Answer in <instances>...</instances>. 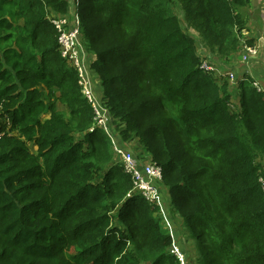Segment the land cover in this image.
Segmentation results:
<instances>
[{"label": "trees", "instance_id": "1", "mask_svg": "<svg viewBox=\"0 0 264 264\" xmlns=\"http://www.w3.org/2000/svg\"><path fill=\"white\" fill-rule=\"evenodd\" d=\"M247 6H75L112 136L136 139L161 166L169 218L179 216L197 264H264V93L246 73L232 83L201 69L252 46ZM70 14L68 0H0V264H180L157 206L127 196L133 183L111 136L90 131L92 109L50 21Z\"/></svg>", "mask_w": 264, "mask_h": 264}, {"label": "built area", "instance_id": "2", "mask_svg": "<svg viewBox=\"0 0 264 264\" xmlns=\"http://www.w3.org/2000/svg\"><path fill=\"white\" fill-rule=\"evenodd\" d=\"M69 20L70 19H67L66 17L60 16L50 17V21L58 35L61 56L67 60L69 66L73 67L77 71V84L79 90L81 89V95L84 96L86 99L85 101L92 109L93 118L95 119L92 130L94 128H105L108 123V118L110 117L109 111L108 109H103L104 105L100 102L95 94L90 76L91 72L89 70V61L87 60L84 53V48L79 41V26L69 30ZM244 52V62H246L249 54H253V50L250 47H245ZM201 69L207 72L216 73V69L210 67V65H208L206 62H203ZM225 76L228 77L230 82H235V78L232 73H227ZM254 86L258 92L264 93V89L258 86L255 82ZM113 147L115 146L113 145ZM119 147H121L124 151H118V162L119 164L121 163L120 166L124 172L131 176L133 183L132 190L127 196L129 197L131 194L136 193L150 205L157 206L155 203V198L159 196V192L156 189L155 184L161 181V178L163 177L161 166L149 160H146L144 163H142L141 159L134 156L126 146L119 145ZM260 183L262 184V189L264 191V176L260 179ZM171 252H173L178 257L177 251L171 250Z\"/></svg>", "mask_w": 264, "mask_h": 264}, {"label": "rangeland", "instance_id": "3", "mask_svg": "<svg viewBox=\"0 0 264 264\" xmlns=\"http://www.w3.org/2000/svg\"><path fill=\"white\" fill-rule=\"evenodd\" d=\"M68 1H69L70 12H71V7L74 5L75 0H68ZM247 1L249 2V6L242 9V15L244 16L246 20L247 30H243L242 35L245 37V39H252L253 44L250 48H252L253 54L251 53L249 54L246 62H244L245 60H244V57H242V54L235 57L232 60L233 62H237L235 66H238V68L240 69H241V66H244V65H246L249 68H254L258 66L264 69V0H247ZM176 14L180 17V19H182V15L179 12ZM70 18L71 19L69 20L70 22L69 30L79 26V33H80L79 41H80V44H83L82 43L83 30H82L81 19L80 17H78L76 10L73 11V14L71 15ZM248 28L250 29V31L248 30ZM254 39L256 40V42H259L258 47L256 46ZM83 42H84V38H83ZM245 47H248V46L244 45V48ZM84 53H85L87 60L92 62L91 57H89V55L86 54L85 51ZM240 57H242V60H240ZM256 57L259 59V65H256L255 64L256 62H254L255 61L254 59ZM71 68L74 70L77 76V71L73 67ZM212 68L216 69V76H218L220 73L225 74L224 70H220L221 69L220 66H212ZM231 72L236 76V71L232 70ZM90 76L92 79L93 87H95V90L96 88L99 89L98 87L99 79H98L97 74L91 71ZM80 93H82L81 89H80ZM82 98L86 100L84 96H82ZM232 100H233V104H237L238 102L237 96H233ZM46 103L47 105L49 104L48 101H46ZM234 107L236 106L234 105ZM58 108L61 111H63L65 115H68V110L66 109V107H64L63 105H60ZM103 109L107 110V108L104 106H103ZM44 115L45 117L42 116L43 119H47L49 117V113H46ZM94 120L95 119L93 118V123H94ZM110 121H111V117L108 118V123L106 127L101 128V130L105 132L106 134H108L109 136H111V139H112L111 154L113 156L114 161L118 162L119 161L118 151L119 150L124 151V150L121 147H119L120 145L119 142H121V139L119 137H115L114 135L112 136V133L114 132V130L112 129L113 126L110 127V124H111ZM90 131H92V129H90ZM80 138L82 139L83 137L81 136ZM113 145L115 147H113ZM123 145L126 146L133 153L134 156L141 159L142 163H144L146 160H149V156H148L149 154L144 152V150L143 152H141L142 150L137 148L138 142L136 139L128 144L123 143ZM29 148L32 152L35 153L36 148L34 149L31 144L29 145ZM115 149H116V152H115ZM155 186L159 192L158 193L159 196L155 198V203L157 204V209L159 212L158 216L161 218L164 227L169 231V233H171L172 235L176 237L175 240H173L174 241L173 246L170 248V250L178 252L177 258L179 259L180 264H186V263L197 264L195 249L193 248L192 240L189 239V240H186V242H184V237H187V236L185 234L183 235L182 229H180L181 222L180 220H178L179 216L176 214V216H174L173 221H171L169 218V214H171L170 213L171 212L170 201H169L170 197L168 193V188L163 180V177L161 178V181L155 184Z\"/></svg>", "mask_w": 264, "mask_h": 264}, {"label": "crops", "instance_id": "4", "mask_svg": "<svg viewBox=\"0 0 264 264\" xmlns=\"http://www.w3.org/2000/svg\"><path fill=\"white\" fill-rule=\"evenodd\" d=\"M75 6H76V0L74 1V5L71 7L70 17L73 14V11L76 10ZM248 30L250 31L249 28H248ZM255 44L258 47L259 42H256V40H255ZM242 57H244V55H242ZM242 57H240V60H242ZM232 59H234V58H232ZM232 59H230L226 64L222 65L220 70H224L226 73L231 72L233 70V71H236L238 75H242V74L246 73L249 77H251V79L254 82H257L256 84L258 86H260L262 89H264V69L263 68H260L258 66L254 67V68H249L246 65H244V66H241V69L240 68L232 69V66H234L237 63V62H233ZM254 60L253 61L256 62L255 64L259 65V59L256 57Z\"/></svg>", "mask_w": 264, "mask_h": 264}, {"label": "clouds", "instance_id": "5", "mask_svg": "<svg viewBox=\"0 0 264 264\" xmlns=\"http://www.w3.org/2000/svg\"><path fill=\"white\" fill-rule=\"evenodd\" d=\"M228 73H232V72H228ZM227 73L225 72V74H219V77H224V78H228L227 76H225ZM233 74V73H232ZM234 75V74H233ZM234 78H235V75H234ZM236 81V79H235Z\"/></svg>", "mask_w": 264, "mask_h": 264}]
</instances>
